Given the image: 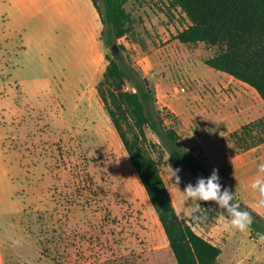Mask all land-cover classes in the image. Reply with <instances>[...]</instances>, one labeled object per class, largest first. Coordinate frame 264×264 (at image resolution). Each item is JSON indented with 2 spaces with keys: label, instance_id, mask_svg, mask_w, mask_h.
Segmentation results:
<instances>
[{
  "label": "rangeland",
  "instance_id": "1",
  "mask_svg": "<svg viewBox=\"0 0 264 264\" xmlns=\"http://www.w3.org/2000/svg\"><path fill=\"white\" fill-rule=\"evenodd\" d=\"M11 1L0 0V264H177L97 91L109 59L146 84L166 124L179 131L182 150L206 160L204 178L217 169L234 202L247 199L264 212L251 188L264 156L241 161L240 177L220 152L222 144L227 156L263 144L264 112L256 108L257 119L230 127L208 115L212 97L234 104L253 91L261 98L245 84L236 92L228 74L205 64L215 47L175 38L188 25L180 8L127 0L129 27L112 54L91 0H66L60 10L31 0L23 18ZM95 2L103 12L102 0ZM188 102L200 117L192 119V133L164 106L187 115ZM206 118L211 125L202 124ZM146 136L143 148L159 164L178 213L181 192L196 176L175 166L154 133L146 129ZM252 155H264V147ZM198 203L202 210L186 201L178 215L221 249L215 264H264V217L251 215L261 231L221 232L224 210Z\"/></svg>",
  "mask_w": 264,
  "mask_h": 264
},
{
  "label": "trees",
  "instance_id": "2",
  "mask_svg": "<svg viewBox=\"0 0 264 264\" xmlns=\"http://www.w3.org/2000/svg\"><path fill=\"white\" fill-rule=\"evenodd\" d=\"M166 1L180 8L188 21L175 38L182 44L202 42L215 47V55L206 59L205 64L252 87L264 103V0ZM91 2L101 16L102 34L107 36L105 42L110 45L128 30L130 18L124 7L127 0H102L103 12L95 0ZM130 83L134 86L132 91L127 89ZM97 91L162 225L177 264H215L221 249L198 235L184 218L179 217L160 175L159 164L143 148L147 141L146 129L159 138L170 159L176 160V167L185 165L197 177L206 174L201 162L192 152L182 150L180 136L166 124L146 84L133 78L115 59L108 60ZM250 213L262 220L253 211ZM251 227L262 229L255 220Z\"/></svg>",
  "mask_w": 264,
  "mask_h": 264
},
{
  "label": "crops",
  "instance_id": "3",
  "mask_svg": "<svg viewBox=\"0 0 264 264\" xmlns=\"http://www.w3.org/2000/svg\"><path fill=\"white\" fill-rule=\"evenodd\" d=\"M65 1L66 0H49L47 2V5L51 9L60 10V8L62 6L64 7L66 5ZM41 3H44V1H42ZM9 4L12 6V8H14L15 12L20 14L21 17L23 18V16H25L27 10L29 9V7L32 3H31V0H18V1L14 0V1L9 2ZM93 10H94V6H93ZM230 78H231L230 82H231V84L234 85V87H236L235 91L237 92V87H241V85H239V84H244V83L239 81L240 83L237 84L236 79L232 78L231 76H230ZM245 85L248 86L247 84H245ZM248 87H250V86H248ZM250 88H252V87H250ZM252 90H254V89L252 88ZM252 92L253 91H249L246 95H242L241 99L235 98L234 104L231 102H227L222 97H218V98L212 97L211 100H214V104L210 107V109H209L210 113L208 115H210V114L215 115L218 118L219 122H225L226 123V127L237 125V123L239 121H242V120H245V122H246L249 120L257 119L258 118V115H257L258 109H256V108H261V110L264 112V103L261 99H257L256 96L254 95V93H252ZM227 99L229 100V98H227ZM164 106H166L172 113L176 114V116L179 117L180 123L178 125V128H180V127H181V129L185 128V130H187L189 133H192L191 132V130L193 128L192 119H194L196 121V119L197 118L200 119V117H199V115L191 114L190 110L192 108H191L189 102L186 105V110L188 111V112L186 111L188 113L187 115H185V113L183 114V112H178L173 107V105L170 103H165ZM189 113H190V116H189ZM184 115H185V117H184ZM195 116H197V117H195ZM204 121L205 122H202L203 125L204 124L205 125H207V124L211 125L210 118H206V119H204ZM227 121H229V122H227ZM196 123L199 124L198 122H196ZM197 132H199V130H197ZM177 133H178V135H180L179 131H177ZM191 140H192V138H191ZM180 144H181V141H180ZM220 146H221L220 152L222 154L223 160L225 162H228V163L233 162L232 164L236 165L234 170L239 171L238 174L240 177H242L244 175L243 164H245V163H240L241 161L244 162L247 159L251 160L252 157L257 158V157L264 156V155H259V156L252 155L253 152L256 151L258 148L264 147V143L261 145H258V146L250 147L244 151H241V152L236 153V154L231 155V156H227L225 154V151L228 148L226 145L222 144ZM203 158H204V156H203ZM205 161L206 160H202L201 163H204ZM256 197L258 198V196H256ZM171 198H172V196H171ZM252 203L253 202H250L247 199H240V204H243L244 206L248 207L251 211H253L257 215L264 217V212L257 209ZM255 205L257 206V204H255ZM182 211H183V215H184L185 209L183 208Z\"/></svg>",
  "mask_w": 264,
  "mask_h": 264
},
{
  "label": "clouds",
  "instance_id": "4",
  "mask_svg": "<svg viewBox=\"0 0 264 264\" xmlns=\"http://www.w3.org/2000/svg\"><path fill=\"white\" fill-rule=\"evenodd\" d=\"M180 169L172 171V177H175V183H180V177L178 175ZM251 188L257 193L258 203L257 206L264 208V164L258 166V175L252 181ZM183 200L181 201V209L178 210V214L182 215V209L185 208L186 201H191L197 208V211L203 209L198 202H212L216 204L220 209L224 210L226 217L223 219V223L220 227L221 232H232L235 234L248 233L253 223V218L247 210H242L241 205L238 202H234L233 194L228 188H223L220 184V177L218 170L213 169L211 175L207 178L198 177L195 185L188 183L183 192ZM193 219L199 217L193 216Z\"/></svg>",
  "mask_w": 264,
  "mask_h": 264
},
{
  "label": "built area",
  "instance_id": "5",
  "mask_svg": "<svg viewBox=\"0 0 264 264\" xmlns=\"http://www.w3.org/2000/svg\"><path fill=\"white\" fill-rule=\"evenodd\" d=\"M220 184H221L222 188L226 187V185H227V178H226V176L222 175L220 177Z\"/></svg>",
  "mask_w": 264,
  "mask_h": 264
},
{
  "label": "water",
  "instance_id": "6",
  "mask_svg": "<svg viewBox=\"0 0 264 264\" xmlns=\"http://www.w3.org/2000/svg\"><path fill=\"white\" fill-rule=\"evenodd\" d=\"M109 50L112 54H115L116 53V45L115 44H112L110 47H109ZM198 177H204V175H200V176H197L195 177V179L197 180Z\"/></svg>",
  "mask_w": 264,
  "mask_h": 264
},
{
  "label": "flooded vegetation",
  "instance_id": "7",
  "mask_svg": "<svg viewBox=\"0 0 264 264\" xmlns=\"http://www.w3.org/2000/svg\"><path fill=\"white\" fill-rule=\"evenodd\" d=\"M204 178V177H203Z\"/></svg>",
  "mask_w": 264,
  "mask_h": 264
}]
</instances>
